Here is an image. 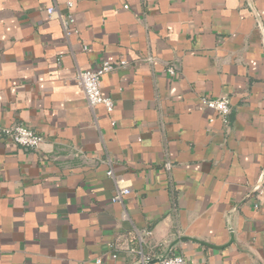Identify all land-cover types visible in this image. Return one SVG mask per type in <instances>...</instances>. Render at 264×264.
<instances>
[{
    "label": "crops",
    "instance_id": "obj_1",
    "mask_svg": "<svg viewBox=\"0 0 264 264\" xmlns=\"http://www.w3.org/2000/svg\"><path fill=\"white\" fill-rule=\"evenodd\" d=\"M102 61L126 63L100 80L111 111L75 80ZM18 124L43 140L0 134V264H139L175 241L186 264H264V0H0V128Z\"/></svg>",
    "mask_w": 264,
    "mask_h": 264
},
{
    "label": "built area",
    "instance_id": "obj_2",
    "mask_svg": "<svg viewBox=\"0 0 264 264\" xmlns=\"http://www.w3.org/2000/svg\"><path fill=\"white\" fill-rule=\"evenodd\" d=\"M71 2L67 3V6L71 8ZM54 11V7L47 8L49 15ZM74 19L71 13H68L65 17L61 18V23L64 30L67 32L68 26L73 23ZM86 49V46H83ZM125 61H120L118 64L111 63L109 61H102L98 66L93 69L78 70L75 73V80L80 85L90 107H95L98 104H102L107 111H111L113 103L108 97H104L101 93L100 80L103 74L114 70L117 67L125 66ZM201 105L204 108L213 110L222 121H227L228 114L230 113V101L226 96L220 97H207L202 96ZM0 134L9 138L15 144L25 149H35L42 142L43 137L41 134L33 131L29 127L23 124H18L10 128H0ZM108 175H111V171H108ZM254 194L264 198V169L261 172L256 185L253 188ZM129 192L128 189L123 188L118 190L113 200H118L121 195H125ZM143 260L139 264H145ZM152 264H186L183 256L180 254H171L165 259L152 263Z\"/></svg>",
    "mask_w": 264,
    "mask_h": 264
},
{
    "label": "water",
    "instance_id": "obj_3",
    "mask_svg": "<svg viewBox=\"0 0 264 264\" xmlns=\"http://www.w3.org/2000/svg\"><path fill=\"white\" fill-rule=\"evenodd\" d=\"M176 243L173 242L169 245L168 249L161 255H159L158 257H156L155 259H152V260H149V261H146L145 264H152V263H156V262H159L163 259H165L166 257H168L170 254H171V249L173 247V245Z\"/></svg>",
    "mask_w": 264,
    "mask_h": 264
}]
</instances>
